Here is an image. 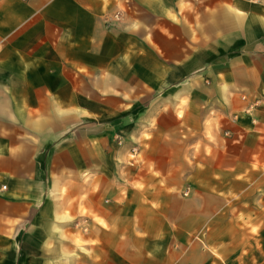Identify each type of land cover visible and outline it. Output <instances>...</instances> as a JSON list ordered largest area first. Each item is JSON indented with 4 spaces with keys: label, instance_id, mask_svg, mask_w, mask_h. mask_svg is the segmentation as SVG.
<instances>
[{
    "label": "crops",
    "instance_id": "0c3cea01",
    "mask_svg": "<svg viewBox=\"0 0 264 264\" xmlns=\"http://www.w3.org/2000/svg\"><path fill=\"white\" fill-rule=\"evenodd\" d=\"M254 183L264 0H0V264H264Z\"/></svg>",
    "mask_w": 264,
    "mask_h": 264
},
{
    "label": "rangeland",
    "instance_id": "374dc122",
    "mask_svg": "<svg viewBox=\"0 0 264 264\" xmlns=\"http://www.w3.org/2000/svg\"><path fill=\"white\" fill-rule=\"evenodd\" d=\"M254 187V190H264V185L261 183L251 184ZM259 192V191H256ZM245 201L249 202V205L253 207L251 209L250 215L243 216L239 214V226H264V213H262L261 206L264 205V200H258L256 197H251ZM253 224V225H251Z\"/></svg>",
    "mask_w": 264,
    "mask_h": 264
}]
</instances>
